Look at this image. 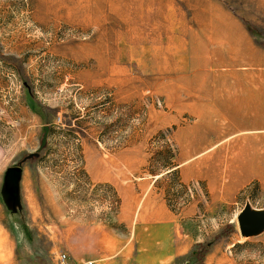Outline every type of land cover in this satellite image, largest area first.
Wrapping results in <instances>:
<instances>
[{
  "label": "rangeland",
  "instance_id": "1",
  "mask_svg": "<svg viewBox=\"0 0 264 264\" xmlns=\"http://www.w3.org/2000/svg\"><path fill=\"white\" fill-rule=\"evenodd\" d=\"M203 135L262 144L221 165L248 180L230 203L175 168ZM115 154L147 161L181 222V238L155 230L165 252L149 241L150 264L209 242L212 264H264V230L244 237L237 223L245 206L264 211V0H0V264H81L70 229L131 238L113 186L97 182Z\"/></svg>",
  "mask_w": 264,
  "mask_h": 264
},
{
  "label": "crops",
  "instance_id": "2",
  "mask_svg": "<svg viewBox=\"0 0 264 264\" xmlns=\"http://www.w3.org/2000/svg\"><path fill=\"white\" fill-rule=\"evenodd\" d=\"M193 142L198 151L190 159L175 166L181 170V182L191 183L194 186L202 183L211 202L230 203L234 201L241 189L247 185L248 180L235 175L228 178L222 173L221 165L226 163L234 168L236 163L243 161L240 158L250 156L248 150L251 148L254 149V155L260 154L261 142L251 139L232 142L216 141L207 135L196 138ZM113 156L116 160L111 161L109 178L97 179V182L105 181L113 186L119 197V220L128 227L133 224L131 238H119L88 226L84 229L81 227V234L77 237L76 235L73 237L71 229L67 231L64 246L71 251L81 252V257L75 258V262H81V264L86 262H93L92 264H150L149 259L145 257V253L151 251L148 248L149 241L153 242L155 247L159 246L161 253L165 252V247L160 246L161 242L155 240V230L162 228L173 233L174 237L181 238L178 230L181 222L177 223L161 191H153L151 187L153 181L144 177L146 160L138 166H133L119 154ZM211 164L216 170L215 174L207 171ZM136 175L141 177H136ZM198 202L193 199L189 205L193 208L198 205ZM175 249L178 248L171 250ZM163 255L162 257L154 256L153 259H159L158 262L163 263L167 257L166 254ZM208 260L210 259L207 253L203 257V264H212Z\"/></svg>",
  "mask_w": 264,
  "mask_h": 264
},
{
  "label": "water",
  "instance_id": "3",
  "mask_svg": "<svg viewBox=\"0 0 264 264\" xmlns=\"http://www.w3.org/2000/svg\"><path fill=\"white\" fill-rule=\"evenodd\" d=\"M48 131L49 126H44L43 135L41 137L37 152L35 153L36 156H38L39 152H41L47 144ZM15 171L18 174L20 169L15 168ZM237 223L242 236H256L264 230V211L250 209L249 207L245 206L237 216Z\"/></svg>",
  "mask_w": 264,
  "mask_h": 264
},
{
  "label": "trees",
  "instance_id": "4",
  "mask_svg": "<svg viewBox=\"0 0 264 264\" xmlns=\"http://www.w3.org/2000/svg\"><path fill=\"white\" fill-rule=\"evenodd\" d=\"M27 102V101H26ZM29 103H31L30 100H28ZM41 110L44 114V118H46V111L47 109L43 106H41ZM40 154V152H39ZM38 154V156H39ZM211 242L206 243V244H199L197 247L193 250L189 258H187L182 264H203L202 259L204 254H206L211 246Z\"/></svg>",
  "mask_w": 264,
  "mask_h": 264
},
{
  "label": "built area",
  "instance_id": "5",
  "mask_svg": "<svg viewBox=\"0 0 264 264\" xmlns=\"http://www.w3.org/2000/svg\"><path fill=\"white\" fill-rule=\"evenodd\" d=\"M59 264H68L67 258L64 254L59 255Z\"/></svg>",
  "mask_w": 264,
  "mask_h": 264
},
{
  "label": "bare ground",
  "instance_id": "6",
  "mask_svg": "<svg viewBox=\"0 0 264 264\" xmlns=\"http://www.w3.org/2000/svg\"><path fill=\"white\" fill-rule=\"evenodd\" d=\"M153 1V0H152ZM129 24V23H128Z\"/></svg>",
  "mask_w": 264,
  "mask_h": 264
}]
</instances>
